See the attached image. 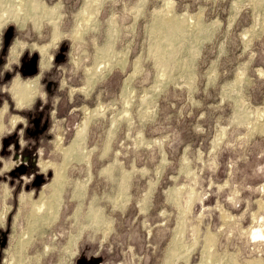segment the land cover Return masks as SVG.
I'll list each match as a JSON object with an SVG mask.
<instances>
[{
  "label": "rangeland",
  "instance_id": "obj_1",
  "mask_svg": "<svg viewBox=\"0 0 264 264\" xmlns=\"http://www.w3.org/2000/svg\"><path fill=\"white\" fill-rule=\"evenodd\" d=\"M40 1L56 24L0 28V264L20 257L28 198L76 140L63 207L26 264L264 260L250 235L264 229V0ZM164 17L179 26L167 37ZM16 78L38 88L24 108Z\"/></svg>",
  "mask_w": 264,
  "mask_h": 264
},
{
  "label": "bare ground",
  "instance_id": "obj_2",
  "mask_svg": "<svg viewBox=\"0 0 264 264\" xmlns=\"http://www.w3.org/2000/svg\"><path fill=\"white\" fill-rule=\"evenodd\" d=\"M170 2H172V1H170ZM93 4H95V3H93ZM171 5H169V6L171 7ZM83 6H85V5H83ZM84 15H85V12H84ZM88 15H89V13H88ZM37 17H41V18L47 17L51 23H55V24L57 23V16L56 15L54 16V10L49 9L45 5V3H43L40 0H0V28L3 26L4 23L11 21V20L22 21V23H25L29 19L37 20ZM85 21H86V24H88L89 20H84V22ZM57 28L58 27L56 25L55 26V33H54L52 42L49 45H46L42 48L44 56H46L48 48L52 45H56L60 39V33L58 32ZM81 28H82V25H81ZM156 28H157V34L159 36L164 35L167 37L168 35H172L173 32L177 28H179V26H178V24H176L175 20L168 19V18L164 17V18L159 19ZM110 32H111V30H110ZM78 35H79V33H78ZM23 47H24L23 44H17L15 46H13V48H12L13 58H16L20 54L21 49ZM159 55H160L159 57L161 59V62L164 65L166 63L168 53L166 51L159 50ZM51 59H52V55H49L48 61H50ZM106 64H108V63H106ZM45 65H46V63L43 62L42 66L44 67ZM102 66H104V65H102ZM11 92L13 94V98L15 99V101L17 103V106L19 108H24L26 105L31 103L32 100L35 98V96L38 94V88H37V85L32 80L22 81L21 79L16 78L14 80L13 84L11 85ZM4 112H5V109H3L0 113V134L3 131V129L5 128L4 123L2 121ZM95 112L96 111H93V113L89 112L88 116L90 117ZM129 113H126V114H129ZM17 120H18V118L15 117L12 120V124H15V122ZM84 127H85V125H84ZM81 151H82L81 146L79 143L77 144V140L74 141L69 147L65 148L63 150V152H64L63 163L60 164L59 166L56 164H52V166L54 168V176L52 178V181L48 185L49 192L47 193L46 191H42L39 198L36 201H32L31 198H28L29 212L26 216L27 226H26L22 236L20 237V240L17 242L19 244V247H20V251H18L20 257L18 259L13 257L10 264H26L28 261H31V258H28V260H27V258L24 257L22 253H23V251H25V248L34 240V238L39 233H43L44 229L51 226L53 224V222L55 221V219L57 218L60 207H63V206H61V204L59 202L60 198H54V196H56L58 193L61 192V187L63 185V180H64V173H65V169H66L67 164L69 163L70 160L80 159V155H81L80 152ZM84 152H86V151H84ZM23 200L24 199L22 198V201ZM190 204H192V203H190ZM190 207L191 206L189 205V209H190ZM185 211L188 212L187 209H185ZM4 212H5V210H4ZM224 213H225V211H224ZM227 216H228V214H227ZM227 220H229V219H227ZM259 223H260V220H259ZM261 223H262V221H261ZM196 231H198V230H196ZM250 235H251V240L254 243H257V244L258 243H262V244L264 243V229L260 230V228H259V230H255L253 228V230L250 231ZM202 245H203V242H202ZM262 253H263V251H262ZM260 256H261L260 258L250 260V261L246 262V264H264L262 254H260ZM228 264H233V261H231Z\"/></svg>",
  "mask_w": 264,
  "mask_h": 264
},
{
  "label": "crops",
  "instance_id": "obj_3",
  "mask_svg": "<svg viewBox=\"0 0 264 264\" xmlns=\"http://www.w3.org/2000/svg\"><path fill=\"white\" fill-rule=\"evenodd\" d=\"M19 55H20V54H19ZM19 55H18V56H19ZM18 56H17V57H18ZM17 57H16V58H17ZM16 58H14V59H16ZM17 118H18V120L20 119V117H17ZM18 120H17V121H18ZM17 121H16V122H17ZM16 122H15V124H16ZM15 124H12V125L14 126Z\"/></svg>",
  "mask_w": 264,
  "mask_h": 264
}]
</instances>
